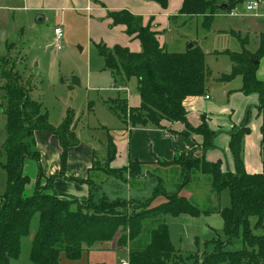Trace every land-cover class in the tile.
<instances>
[{"label": "trees", "instance_id": "16d2710c", "mask_svg": "<svg viewBox=\"0 0 264 264\" xmlns=\"http://www.w3.org/2000/svg\"><path fill=\"white\" fill-rule=\"evenodd\" d=\"M152 1L163 9L168 4V0ZM242 1L227 0L223 6L216 0H182L178 15L201 16L203 25L209 28L220 12H229ZM109 17L111 25H124L126 33L138 39L141 46L140 51L134 52L121 45L107 47L94 44L107 69L120 73L125 84L130 78L136 80L139 106L129 107L127 99L117 97L107 102L110 112L132 127L161 128L163 122L180 121L185 124L186 134L194 132L202 136L203 149L212 148L216 133L210 130L204 119L198 126H191L186 120L183 104L187 97L206 95L208 72L201 48L193 44L184 52H168L160 46L157 32L150 25H142L141 19L127 10L110 12ZM238 39L242 49L239 52H227L231 61L230 69L218 78V82H228L241 76L240 90L244 94L257 93V111L262 117L261 145L264 147V82L257 78L258 64L254 63L264 57V45L261 43L256 51L251 52L244 48L247 43ZM0 78L3 80L0 94L5 103V107L0 106V112L5 120L7 134L0 153L3 156L2 166L7 173L6 192L0 195V264H12L13 260L18 259L22 240L28 236L35 217L38 219L37 227L28 250L32 264H60L62 255L75 261L85 249L88 252L106 243L126 250L128 264H179L182 259L177 256L170 242L165 215L188 213L194 216L200 212H221L223 232L228 240L238 236L239 228H243L241 249L225 250L224 243L217 242L214 252L200 264H264V172H247L243 158L244 137L250 131V109L246 110L237 129L235 126L230 132L229 150L233 169H223L220 161H209L203 156L177 153L174 158L183 176L177 190L165 192L163 188L159 192L157 188L146 198H124L116 195L120 189L112 184L114 197L105 193L97 196L99 186L90 178L93 165L85 180L89 196L81 204L57 196L53 179L58 175L43 179L40 153L29 141L36 131L57 135L61 146L59 175H63L68 148L77 143L72 127L73 114L69 112L60 125L50 124L41 102L31 97L30 87L22 84L21 76L16 74L14 68H6L1 57ZM115 155L116 147L109 139L107 161H111ZM27 159L36 160L38 169L34 179L25 173ZM105 166L110 170L127 171L136 184L146 180L140 161H130L121 168ZM102 168L104 166L96 169ZM199 175L205 177V184L209 187L206 196L210 202L219 201L224 188L229 190V208L221 209L219 205L199 208L191 199L180 194V190L192 180L198 181ZM115 180L120 179L117 177ZM31 183L32 188L29 190ZM129 187L141 191L144 184L142 188L134 185ZM160 195L164 197L163 202L153 205V200ZM251 217H256L255 227L261 230L260 233L250 230Z\"/></svg>", "mask_w": 264, "mask_h": 264}, {"label": "rangeland", "instance_id": "374dc122", "mask_svg": "<svg viewBox=\"0 0 264 264\" xmlns=\"http://www.w3.org/2000/svg\"><path fill=\"white\" fill-rule=\"evenodd\" d=\"M216 1L223 4L227 0ZM247 1L249 0L239 2L233 8L236 16L232 14L230 17H225V13L220 12L209 28L203 25L201 16H185L187 19L184 17L183 24H181V16L179 19L170 16L162 22L160 37L168 51L184 50L189 43L201 48L208 72L205 82L206 94L214 100L225 96L223 92L227 90V83L241 80L242 84L241 76L228 82H218V78L227 73L231 65L227 52H239L242 49L238 38L243 39L244 44L247 43L244 48L251 52L257 50L260 37L264 40V2L258 3L254 9L257 17H254L253 12L246 9ZM22 6L21 0H0V57L5 61L6 68H14L16 74L21 76L22 84L30 87L31 97L41 102L50 123L58 124L69 112L73 114V132L79 140L87 141L94 147L101 159L104 148L103 126L110 129L118 122L116 116L108 109L107 102L121 97L127 99L131 106H139L140 97L135 88L134 79L130 78L125 84L120 73L106 68L85 26L86 12H79V16H76L75 11H68L63 15L54 11L48 15L47 20L35 22V15L25 11ZM242 19L249 21L245 25L248 28L240 26ZM61 20L69 38L63 35L62 48L56 50L53 29ZM229 26L240 30V35L221 32L229 29ZM237 26L240 27L237 28ZM259 66H264V58L260 60ZM2 82L0 78V85ZM0 106L5 107L1 94ZM4 124L5 120L0 112V153L7 135ZM237 126L236 124L235 130ZM229 130L215 131L218 135L225 131L228 133ZM218 151L223 154L221 147ZM174 157L170 160H156L152 165H143L142 172L145 173L146 180L142 183L136 184L127 171L110 170L101 164L94 165L90 171V178L99 186L97 196L107 193L108 196L114 197V193H108L109 190H113L110 186L112 184L118 190L120 189V192L116 194L118 197L146 198L151 196L157 188L159 192H162L163 188L165 192L178 189L183 176L180 173L181 167L176 165L178 161H175ZM29 161L33 162L32 170H37L36 160L27 159L25 161L27 172L30 171ZM2 163L3 156L0 154V195H3L7 188V173ZM98 166H104V169H96ZM117 177L120 180H115ZM199 178L198 181L192 180L189 185L182 188L180 194L191 199L199 208H213L219 205L221 209H224L231 206L227 188L221 191L219 201L210 202L206 196L209 187L205 184V177L199 175ZM42 182L45 181L42 180ZM142 184L144 189L141 191L129 187L134 185L142 188ZM163 199L164 197L160 195L153 200L152 204L157 205L163 202ZM37 221V217L32 220L30 232L22 240L20 255L17 261L11 262L12 264H32L28 259V247L35 233ZM165 221L173 249L182 259L179 264H200L206 256L214 252V245L217 242L224 243L225 250L229 251L242 247L243 228H239L238 236L228 240L223 232L221 212H200L194 216L188 213L178 215L168 213L165 215ZM255 222L256 217H251L249 227L257 234L261 230H257ZM111 250L115 252L112 253ZM125 251L117 249L113 243H106L100 247H93L87 254L82 253L81 257L75 261L62 255L61 264H120L121 260L126 258Z\"/></svg>", "mask_w": 264, "mask_h": 264}, {"label": "crops", "instance_id": "0c3cea01", "mask_svg": "<svg viewBox=\"0 0 264 264\" xmlns=\"http://www.w3.org/2000/svg\"><path fill=\"white\" fill-rule=\"evenodd\" d=\"M21 1L23 2L22 8L25 11L31 12L35 16L40 14L43 17L42 21L47 20L48 15L54 11L57 13L60 12L62 15L68 11H75L76 16H79V12H86L85 26L94 44H103L107 47L121 45L128 47L134 52L141 50L139 40L129 36L126 33V27L124 25H111L112 22L109 13L127 10L134 16L140 18L142 25H150L151 29L157 32L160 46L168 51L166 44L162 37H160L162 36V22L170 16H175L179 19L178 11L182 3V0H168L167 7L163 9L157 2L152 0ZM231 12H233V16H236V12L233 9L229 12L222 13H225V17H230L232 15ZM251 12H253L254 17H257L255 10ZM218 16L219 14L216 18ZM181 17V24H183L186 17L183 15ZM240 21V26L248 28V26L245 27L249 22L247 19ZM57 25L63 28L64 37L69 38L64 29L63 21L61 20L55 26ZM240 26H237V28ZM232 27L229 26V29H224L221 32L235 34V36L240 35V30L233 29ZM261 43L264 45L263 37H260L257 48ZM187 49L186 46L184 50L168 52H184ZM256 76L264 82V66L257 68ZM133 79L136 88V80L135 78ZM241 85V80L227 83V90L223 92L225 96L216 98L215 100L206 94L208 98H205V95L192 96L187 97L183 102L186 109V120L191 126H198L204 119L210 130L215 133V130L230 129L228 133L225 131V133L222 132L214 137V146L210 148L211 150L203 149V138L200 134L194 132H188L186 134L185 124L180 121L173 123L163 122L161 128H143L132 127L128 124L125 125L117 119L118 122L110 129L103 126L104 148L101 159L96 154L94 147L87 141L79 140L76 136L77 143L69 147L67 151L64 173L63 175H59L61 146L57 135L51 134L48 131H36L29 141L40 153V167L43 179L51 175H58L53 179V189L57 196L64 200L77 201L83 204L89 196L88 185L85 183V180L88 177L89 169L97 164L108 165L110 168H121L127 166L130 161L137 160L143 163L144 166H147L152 165L156 159L170 160L177 153H185L196 157L203 156L209 161H220L223 169H233L232 154L229 150V135L236 124L239 125L242 122L246 110L250 109V131L244 137V167L249 173L264 172V147L260 145L262 117L257 111L258 95L255 92L244 94L240 90ZM128 106L133 107L130 104ZM61 123L62 121L60 123L58 122V124L56 122L50 124L57 126ZM109 139L116 147V155L111 161H107L106 159ZM220 147L222 148L223 154L218 151ZM29 163V173L27 172L26 163L24 170L25 173L34 179L36 170H32L33 162L29 161ZM28 187L30 190L32 183ZM109 192L112 193L110 190ZM83 253L87 254V252ZM15 261L17 260L15 259Z\"/></svg>", "mask_w": 264, "mask_h": 264}, {"label": "built area", "instance_id": "2783aa9c", "mask_svg": "<svg viewBox=\"0 0 264 264\" xmlns=\"http://www.w3.org/2000/svg\"><path fill=\"white\" fill-rule=\"evenodd\" d=\"M260 1L257 0H249L246 2V9L247 10H254L257 6L258 3ZM231 14H233V12H231ZM53 38H54V42H55V49L56 50H60L61 47V42L63 39V29L60 25H57L54 27L53 29ZM206 98H208V96L206 95ZM121 264H128L127 260H121Z\"/></svg>", "mask_w": 264, "mask_h": 264}, {"label": "water", "instance_id": "95a60500", "mask_svg": "<svg viewBox=\"0 0 264 264\" xmlns=\"http://www.w3.org/2000/svg\"><path fill=\"white\" fill-rule=\"evenodd\" d=\"M223 6H225V4H223ZM35 22H41L42 20H43V17L40 15V14H37L36 16H35ZM193 46V43H189L188 45H187V48L189 49V48H191ZM258 60H255L254 61V63L257 65L258 64ZM142 176H144V174H142Z\"/></svg>", "mask_w": 264, "mask_h": 264}]
</instances>
